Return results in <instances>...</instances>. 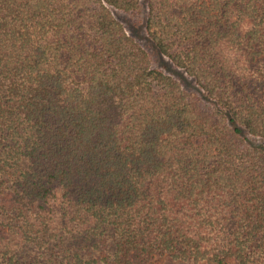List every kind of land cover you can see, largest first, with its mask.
I'll list each match as a JSON object with an SVG mask.
<instances>
[{
	"label": "trees",
	"instance_id": "trees-1",
	"mask_svg": "<svg viewBox=\"0 0 264 264\" xmlns=\"http://www.w3.org/2000/svg\"><path fill=\"white\" fill-rule=\"evenodd\" d=\"M0 0V264H264V0Z\"/></svg>",
	"mask_w": 264,
	"mask_h": 264
},
{
	"label": "rangeland",
	"instance_id": "rangeland-1",
	"mask_svg": "<svg viewBox=\"0 0 264 264\" xmlns=\"http://www.w3.org/2000/svg\"><path fill=\"white\" fill-rule=\"evenodd\" d=\"M144 8L141 13H128L113 8V13L116 18L121 21L126 27L127 31L133 35L139 43L149 52L152 58V64L155 67L160 68L165 73L175 77L179 80L182 86L187 91L200 93V89L196 84L194 78L189 76L182 68L177 67L168 57L163 55L152 40L149 38L146 28V0L143 1ZM248 141L256 146L264 149V141L261 138L247 135ZM156 264H187L183 261H175L167 256L157 257Z\"/></svg>",
	"mask_w": 264,
	"mask_h": 264
}]
</instances>
